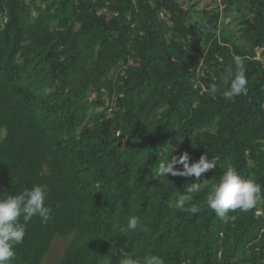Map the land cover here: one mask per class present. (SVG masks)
Masks as SVG:
<instances>
[{
    "label": "trees",
    "instance_id": "trees-1",
    "mask_svg": "<svg viewBox=\"0 0 264 264\" xmlns=\"http://www.w3.org/2000/svg\"><path fill=\"white\" fill-rule=\"evenodd\" d=\"M190 1L0 0V198L47 184L52 209L10 264H42L57 237L70 238L58 264H264V200L225 222L207 189L192 194L199 212L174 207L196 177L156 176L165 158L207 152L218 162L200 182L231 163L264 190V0ZM232 11L245 46L217 35ZM235 57L247 90L228 101ZM131 216L144 231L125 230Z\"/></svg>",
    "mask_w": 264,
    "mask_h": 264
},
{
    "label": "clouds",
    "instance_id": "clouds-1",
    "mask_svg": "<svg viewBox=\"0 0 264 264\" xmlns=\"http://www.w3.org/2000/svg\"><path fill=\"white\" fill-rule=\"evenodd\" d=\"M234 64L235 68H229L220 82L222 95L228 101H233L247 90L248 81L243 59L235 57ZM209 91L215 96L218 88L212 85ZM190 159L189 154L183 152L179 156H171L170 160L165 158L155 166L158 178L167 179L168 174L174 177L197 178V182L185 185L186 194L179 196L174 204L175 208L193 214L199 212V207L191 204L192 194L207 189V207L218 218L228 222L230 211L239 209L246 212L264 200L261 185L252 178H244L231 163L226 165L218 182L209 184V180L200 182V178L203 173L216 167L217 158L214 156L209 160L206 152L198 161L190 163ZM176 165H182V170H177ZM48 194L47 184H34L30 188L25 187L15 196L0 198V264H10L15 256L13 248L23 242L26 225L33 217H40L42 222L51 218L52 209L45 205ZM137 229L145 230L140 217H129L125 230L135 232ZM119 264H140V261L126 255L119 260ZM143 264H164V259L160 255L149 254L143 258Z\"/></svg>",
    "mask_w": 264,
    "mask_h": 264
},
{
    "label": "rangeland",
    "instance_id": "rangeland-1",
    "mask_svg": "<svg viewBox=\"0 0 264 264\" xmlns=\"http://www.w3.org/2000/svg\"><path fill=\"white\" fill-rule=\"evenodd\" d=\"M222 0H191V4L196 5L197 10H202L211 3L213 7L221 5ZM201 21L199 15L194 14L192 22ZM221 29L217 31L218 37H229L233 42L245 46L246 42L242 36V27L240 24V12L232 11L229 13H222V20L220 24ZM4 132L0 133V140L3 138ZM177 170H182V168H177ZM70 238L57 237L51 244L48 254L45 256L42 264H58L61 257L63 256L65 249L69 243Z\"/></svg>",
    "mask_w": 264,
    "mask_h": 264
}]
</instances>
